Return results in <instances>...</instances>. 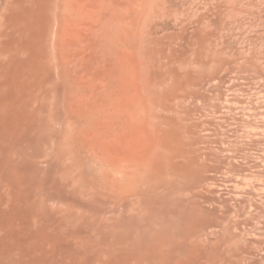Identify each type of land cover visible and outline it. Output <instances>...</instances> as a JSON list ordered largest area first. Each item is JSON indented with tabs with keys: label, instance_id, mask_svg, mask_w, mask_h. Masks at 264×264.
I'll list each match as a JSON object with an SVG mask.
<instances>
[{
	"label": "bare ground",
	"instance_id": "obj_1",
	"mask_svg": "<svg viewBox=\"0 0 264 264\" xmlns=\"http://www.w3.org/2000/svg\"><path fill=\"white\" fill-rule=\"evenodd\" d=\"M99 1L0 0V264H65L64 252H71L72 255L85 253L86 257L90 246L96 245L94 254L98 251V246H101L98 242L105 239L107 243L110 238H115V241L118 239L122 244L124 241L139 244L140 240L147 246L145 244H149L154 235H149L151 232L145 226L148 223L144 217L155 216L157 213H161L157 215L162 218L165 216V221L162 224L158 220L161 223L158 226L156 221L152 222L154 220L151 217L153 226L148 225L151 228L155 226L156 229L151 231L157 233L155 235L160 239L168 235L174 236L171 233L174 222L171 221V216L176 210L173 206L177 205L174 187L176 174L178 175L176 168L181 156V164L189 161V158L187 161L184 159L189 154V141L185 137L190 135L187 134L190 119L178 113V119L183 118L188 130L184 132L187 128L181 126L186 136H179L181 138L178 143L182 150L180 145L177 149L178 129L175 116L178 105L175 104L174 107L173 104L174 91L169 93L167 83L160 82L158 76L156 77L159 69L156 72L154 69L157 65L144 61L147 56L143 54L144 50L140 45V41L148 33L144 26L147 18L144 16L147 17L146 9H149L152 1L144 0V5L140 6V28H136L139 33L136 39L140 44H136V39L133 38V50L129 51L131 47H121L127 48L126 52L122 49V55H118L121 49L116 50L118 54L116 51L112 52L113 55H118L115 59L120 58V61L117 58V63L114 58L112 60L120 68L113 77L111 75L109 81L94 85L97 80L94 83L88 81L86 84L83 78L71 80L67 78L69 74H65L67 79L63 76L68 70L66 67L62 69L61 57L64 53H60L61 42L66 37L67 43L69 38L76 40L80 35L78 31L88 30L93 34L91 30L96 28H93V9H100L97 6ZM101 3L100 6H103ZM136 13L139 15L138 10ZM138 15L136 16L139 19ZM78 39L80 42V38ZM73 43L74 50L76 48L78 51L76 42ZM91 47L87 50L93 52ZM84 48L83 52L86 51V46ZM68 53L70 54L69 50ZM91 54L87 56L91 58ZM133 55L137 57V63L132 61L135 59L132 58ZM80 57H76L75 61ZM82 57L83 61L87 58L86 55V58ZM66 58L67 56V62L70 58ZM73 59L71 57L72 62L69 60L67 63H73ZM125 59L128 61L124 62L131 60V63H127L131 65L120 63ZM65 61L63 62L66 63ZM83 61L79 60V63H84ZM144 62L149 64L148 68ZM68 72L73 76L71 70ZM78 72L81 71L77 69L76 73ZM82 75L86 76L83 70ZM87 77L89 80V76ZM163 89L166 92L169 90L167 94ZM186 114L188 116L189 112ZM182 142H187L188 147H183ZM183 148H186L188 154ZM183 205L182 211L188 208L185 202ZM146 209H150L153 214L148 212L146 215ZM187 215L189 213L185 216ZM139 216L144 219L139 220ZM140 221H144L143 225ZM154 224L159 228L162 225L163 227L158 229ZM142 226L149 234L147 231L141 233L138 230ZM175 226L176 224L173 229ZM129 227L130 230L133 228L132 233L136 230L135 236L140 232L136 239L132 234L136 241L128 240L130 230L123 232V229ZM125 234H128L127 238ZM143 234L148 235L149 240ZM118 236L125 240L120 241ZM68 239L72 240H69L72 244L75 241L86 243L87 239H92V245L91 242L89 247L85 244V248H89L85 250L81 243L79 248H74V245L72 247L70 243L69 247L72 249L64 250L63 243L66 240L68 242ZM153 239L155 238L151 240ZM96 240L98 244H95ZM111 242L107 244L109 247ZM112 244L116 245L114 242ZM131 245L134 246L133 243ZM108 246L106 249L101 246L99 254L101 255L102 250L106 252ZM136 246V250L131 249L132 252L142 249ZM93 248L95 246L92 250ZM151 248H148L150 253ZM127 249L125 247L124 250L127 252ZM163 249L158 250L166 254ZM108 250L109 254L111 251ZM122 250L121 254L116 251L117 256L120 254L121 262L127 264V258L124 257L126 252ZM142 250L145 251L146 248ZM142 250L141 260L150 254L147 250ZM116 252L114 249L113 253ZM123 252L125 254L122 255ZM143 253L146 254L143 256ZM108 254L107 258L111 257L112 254ZM72 257L74 259L77 256ZM110 257L109 261L113 255ZM81 258L79 256L84 263V258V261ZM73 259L69 263L77 264V259ZM112 260L110 264L114 262Z\"/></svg>",
	"mask_w": 264,
	"mask_h": 264
},
{
	"label": "rangeland",
	"instance_id": "obj_2",
	"mask_svg": "<svg viewBox=\"0 0 264 264\" xmlns=\"http://www.w3.org/2000/svg\"><path fill=\"white\" fill-rule=\"evenodd\" d=\"M101 1L104 0L96 3L100 9L95 5L96 9H93V20L95 19L93 28L96 27L91 30L93 34L91 35L88 30H81L85 33L78 31L81 37L78 35L74 40L77 44L78 51L76 48L75 50L78 54L74 50V41L71 38L69 40L73 42L69 41L70 44L67 43L68 41L66 42L67 37L64 39L66 43L61 42L60 53H64L68 59L74 58L73 64L70 63L72 62L70 59V62L67 63L69 60L66 62L65 57H61L62 69L67 68L68 71L73 72V76H71L72 74L66 70L67 72L63 73L65 79L83 78L82 80L86 84L88 81L94 83L97 80L94 85L107 82L111 79V75L113 74V77L120 68L114 64L118 58L115 59V56L121 47H131L129 51L135 48L133 40L138 37L136 28H140L142 16L140 6L144 5L145 1L105 0L103 4ZM151 1L149 9H146L148 15L144 16L148 22L146 23L145 19L142 21L145 22V30L148 33L144 36L145 38H140L142 44L137 41L138 38L135 42L142 45L143 54L147 56L145 60L143 55L142 61L144 59L147 63H155L154 66L159 67L154 69L155 72L159 69L156 73V77L158 76L160 79L158 80L167 83L166 87L170 90L167 92L174 91L173 104L174 107H176L175 104L178 105L176 107L178 112L175 111L177 114L175 122L177 121L176 128L178 129L177 149L180 145L179 138L186 136L184 132L188 130L187 125L185 126L182 121L183 118L178 119L180 118L178 113L190 119L188 121L190 129L187 132L190 135H187L189 138L185 137L189 141V147L186 144L188 141L185 144L182 142V146L185 145L189 149L188 154L186 148H183V151L188 154L187 159L186 156L183 157L186 159L184 161H187L188 158L189 161L181 164V156L176 168L178 175L176 174L174 187L177 205L173 206L176 210L172 211L174 213L171 216V219L173 217L171 221H174L171 233L174 236L170 235L174 239H171L169 235L160 239L155 235L157 233L154 234V231H151L156 229L155 226L151 228L153 225L150 218L153 217L151 218L154 220L152 222L156 221L160 226L159 221L163 224L165 216L160 217L161 213H157L160 214L159 216L157 214L154 216L150 209H146V215L150 212L152 216H142L145 213L144 210L140 216L145 219L139 216V220L144 219L152 225L144 224L151 232L149 234L146 230L147 233L155 236L151 235L155 239L151 240L152 238L149 237V240L148 235L143 234L149 240V242L147 239L145 240L146 243H149L145 244L147 246H144L143 241L140 240H137L139 244L132 241H126L128 244L124 241L122 244L117 241L118 239L115 241V238L108 239L107 243H105L107 240L102 241L101 239L104 246L102 242H98L102 247L98 246L99 252L96 250V253L93 254L96 245H92L90 241L92 239H87L86 243L75 241V244H72V240L68 239V242L64 240L66 243H63L64 250L65 248L72 249L71 246L69 247L70 243L72 247L74 245V248H79V243H81V247L84 246L82 249L88 250L89 248L86 249L85 244L89 247V242H91L92 247L95 246V248L92 250L90 246L91 249L88 250L93 255L86 252L88 260H86L85 253L72 255L71 252V254L68 251L64 252L65 264H71L69 260L73 259L72 256H77L74 258L77 259L75 260L77 264L78 261L79 264H85L86 261L88 264H101L98 262L110 264L112 259L114 261L112 264H123L120 259V251L123 247L124 249L128 248L127 252L123 249L126 254L122 253L127 258V264H264V0ZM100 3L103 6H100ZM132 9H137L140 16L136 13L137 10L135 12ZM96 12L97 14H95ZM136 15L139 16V19ZM211 15L212 17H210ZM78 38H80V42ZM70 45H73V48ZM64 46L68 48L66 51H64L66 49ZM85 46L86 51L83 52L82 49H85ZM89 46H92L93 52L87 50V48L90 49ZM118 47L120 48L117 49ZM122 49L118 55H122ZM126 49L123 51L126 52ZM71 50H74V53ZM79 50H81L80 53ZM114 51L117 54L113 55ZM89 53H92L91 58L88 57L89 55L87 56ZM78 55L84 57L86 55L87 58L85 57L86 59L83 61V57ZM76 57L77 59L80 57L79 60L84 63H79V60L75 61ZM113 58L115 62H112ZM123 58L124 56L121 59ZM126 58L130 59L128 56ZM132 58H135L132 61L135 60L137 63V57L133 55ZM118 59L120 61V58ZM124 61L128 60H122L120 63L126 65L131 60ZM78 63L80 67L79 65L75 66ZM145 65L148 68L149 64L145 63ZM75 67L81 72L76 73ZM82 70L85 77L82 75ZM65 74H69L68 77ZM87 76H89V80ZM90 77L93 80H90ZM165 90L164 92H166ZM186 110H189L188 116ZM181 126L187 128L186 131L181 129ZM183 141L185 140L183 139ZM188 162L189 165H187ZM183 200L189 208V211L188 208L185 209L188 211H186L187 213L185 210H183L184 213L182 211ZM188 213V217L185 216ZM143 223L141 222L142 225ZM157 224L154 225L158 227ZM174 224L176 226L173 229ZM130 228L123 229V232H127V230L129 232ZM160 228L158 227V229ZM132 229L130 230L131 234L128 233L131 236L124 235L126 238L128 235V240H132L133 235L136 239L139 231L146 233L144 226L139 229L135 228L139 230L137 236L134 234L136 230L132 233ZM122 234L119 233V235ZM118 238L120 241L125 240V238L120 239V236ZM158 238L159 240H157ZM93 239L95 240V238ZM135 239L133 241H136ZM97 240L95 244H98ZM111 241L116 245L114 246ZM109 242H111L110 247L107 245ZM105 245L108 246V249L110 248L111 252L107 250L113 257L107 253V250L106 252L102 250L101 255L99 254L101 248H107ZM135 246L146 248L148 252L152 247L151 253L149 252L150 254L147 255L143 253L146 258L141 260L142 249L140 250L139 247L140 252L135 253ZM167 247H169L168 251ZM114 249L115 252L120 253L119 257L117 252L113 253ZM131 249H135L134 253ZM158 249L166 250V254H162L163 251ZM106 253L108 256L111 255L110 261L108 260L110 256L107 258ZM79 256L80 258L85 257L84 263L81 262ZM84 260L82 259V261Z\"/></svg>",
	"mask_w": 264,
	"mask_h": 264
}]
</instances>
